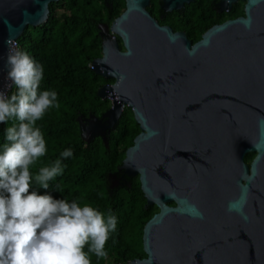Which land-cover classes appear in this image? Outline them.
Wrapping results in <instances>:
<instances>
[{"label": "water", "instance_id": "95a60500", "mask_svg": "<svg viewBox=\"0 0 264 264\" xmlns=\"http://www.w3.org/2000/svg\"><path fill=\"white\" fill-rule=\"evenodd\" d=\"M53 1L0 0V85L12 42ZM240 1L243 15L193 43L160 26L147 0H126L102 36L90 67L114 79L97 92L111 106L79 119L81 135L104 137L130 107L140 131L118 171L138 175L158 208L143 227L146 256L127 264H264V0Z\"/></svg>", "mask_w": 264, "mask_h": 264}, {"label": "trees", "instance_id": "16d2710c", "mask_svg": "<svg viewBox=\"0 0 264 264\" xmlns=\"http://www.w3.org/2000/svg\"><path fill=\"white\" fill-rule=\"evenodd\" d=\"M216 1L194 0L190 5L182 22L187 21L186 26L192 29L187 34L192 43L212 24L244 13L240 1L230 12L220 14L214 11ZM48 8L47 19L37 26H27L16 40L17 50L27 52L43 67L40 90L56 91L59 103L58 108L49 109L37 121L47 152L30 170L35 173L58 158L64 170L49 182L48 189L35 190L56 199L89 204L105 216L111 211L118 223L105 245L108 256L97 260L93 254L92 264H127L146 256L142 248L143 227L158 211L155 205H146L138 175L126 177L118 171L125 150L140 131L139 125L128 106H124L117 124L104 137L86 140L79 125V119L99 117L111 106L110 99L97 92L114 79L97 74L90 65L101 56L102 35L98 25H109L119 11L105 14L107 6L96 0H60L51 2ZM116 38L123 49L120 38ZM14 91L12 86L8 95ZM12 123H0V145L5 142V129ZM68 148L73 155L67 159L60 157ZM253 156L254 152L247 153L244 161L249 163Z\"/></svg>", "mask_w": 264, "mask_h": 264}, {"label": "clouds", "instance_id": "9594fccd", "mask_svg": "<svg viewBox=\"0 0 264 264\" xmlns=\"http://www.w3.org/2000/svg\"><path fill=\"white\" fill-rule=\"evenodd\" d=\"M6 66L15 91H0V123L13 121L0 145V264H92L93 254L106 258V242L118 223L111 211L105 216L89 204L35 190L48 189L64 170L60 158L30 170L47 152L37 121L59 107L57 92L40 90L43 67L27 52L10 50ZM72 155L70 148L60 153L64 159Z\"/></svg>", "mask_w": 264, "mask_h": 264}, {"label": "flooded vegetation", "instance_id": "af4514ba", "mask_svg": "<svg viewBox=\"0 0 264 264\" xmlns=\"http://www.w3.org/2000/svg\"><path fill=\"white\" fill-rule=\"evenodd\" d=\"M60 1V0H58ZM53 1V2H58ZM98 4H104L107 6L105 9V14L108 13L109 15H112L114 13L118 12V15L121 14L125 10V1L126 0H96ZM194 2V0H189L188 2H183L182 4L178 5V7H170L169 2H165V0H147L145 5V10L148 12V14L157 21V23L160 26H168L171 28L173 32L180 31L184 32L187 36L188 32L191 33L192 29L188 26H186V22H182L185 18L186 12L190 11V5ZM240 0H236L234 2H231L230 6L228 7L226 3H221V0H217L214 5V11L218 13H226L230 12V10L236 6ZM244 6V1H241ZM51 3V2H50ZM49 3V4H50ZM244 12V10H243ZM244 14V13H243ZM116 15L114 18H112V21L118 16ZM241 16V15H238ZM236 16V17H238ZM235 18V17H233ZM232 19V18H225L221 22ZM111 21V22H112ZM221 22H217L214 24H219ZM111 24V23H110ZM109 24V25H110ZM212 24V25H214ZM109 25H106L104 23L99 24L100 28V34L102 36H105L109 33ZM211 25V26H212ZM26 28V27H25ZM24 28V29H25ZM209 28V27H208ZM196 32V30H195ZM202 35V33H201ZM117 182V180H115Z\"/></svg>", "mask_w": 264, "mask_h": 264}, {"label": "built area", "instance_id": "2783aa9c", "mask_svg": "<svg viewBox=\"0 0 264 264\" xmlns=\"http://www.w3.org/2000/svg\"><path fill=\"white\" fill-rule=\"evenodd\" d=\"M11 49H16L17 50V43L16 40L12 42ZM10 81L7 79V76L4 78L2 84L0 85V91L5 92L6 94H9L11 87H9ZM111 264H116V263H111Z\"/></svg>", "mask_w": 264, "mask_h": 264}, {"label": "bare ground", "instance_id": "6f19581e", "mask_svg": "<svg viewBox=\"0 0 264 264\" xmlns=\"http://www.w3.org/2000/svg\"><path fill=\"white\" fill-rule=\"evenodd\" d=\"M12 45V44H11Z\"/></svg>", "mask_w": 264, "mask_h": 264}]
</instances>
